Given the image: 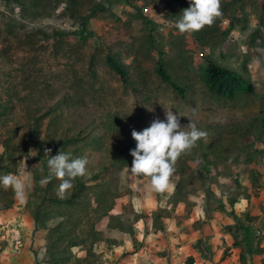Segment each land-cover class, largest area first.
<instances>
[{"label": "rangeland", "instance_id": "1", "mask_svg": "<svg viewBox=\"0 0 264 264\" xmlns=\"http://www.w3.org/2000/svg\"><path fill=\"white\" fill-rule=\"evenodd\" d=\"M85 1L39 0L36 5L27 2L20 9L10 1L0 0V102L5 100V89L15 90L11 124L19 126L25 120L19 98L29 99L41 128L52 113L71 127L91 130L87 147L101 153L98 163L115 161L108 178L114 201L95 224L96 230H106L108 215L120 214L128 202L135 205L136 211L142 209H138L140 217L132 225V235L115 230L101 233L103 239L94 240L86 256L91 253L96 264H111L114 259L107 251L115 243L121 245L117 264H130L128 255H139L142 246L144 264H196L194 258L214 264L208 256L215 253V248L220 249L226 264H261L264 0H221L222 15L212 26L185 33L175 27L182 15L175 10V4L155 5L151 16L145 17L136 7L143 0H107V5L93 14L89 13L92 5H80ZM81 16L87 17L83 27ZM160 25H165L163 30L157 29ZM81 28L84 39L78 36ZM52 32L61 34L43 37ZM108 54L124 65L129 84L122 83L105 65L104 56ZM158 60L171 79L185 88L183 99L155 74ZM206 60L238 71L254 85V92L238 93L230 100L208 93L198 79ZM165 108L178 115L185 129L191 120L207 133L175 164V177L170 178L165 191L172 192L183 174L184 188L191 192L186 195L185 205L178 201L173 208L163 195L155 197L147 177L127 171L133 160L130 150L136 147L132 130L142 131L156 118L165 120ZM1 138L7 139L10 149L0 143V175L17 174L25 164L27 171L25 203H20L13 191L9 194L8 189L0 187V206L12 200L8 208L0 209V226L18 222L30 252L36 248L42 251L49 264H72L73 256L85 255L83 246L54 252L55 247L46 242L48 229L33 227L31 211L38 202L32 193L35 150L29 147L25 155L19 156L26 142L20 132L6 136L0 131ZM201 174L202 183L198 178ZM203 182L212 194L204 195L200 188ZM59 184L60 181L56 186ZM237 203L239 211L234 209ZM164 206L178 219L163 218L161 231L153 230L151 225L149 229L150 213ZM58 219L56 212L43 215L46 225ZM217 228L230 236L228 245L222 247L218 239L216 243L214 239L209 241L203 233L207 229L215 233ZM0 233L1 237L4 230L0 229ZM133 234L138 238L141 234L140 240L132 239ZM3 242L0 251L6 249L13 255Z\"/></svg>", "mask_w": 264, "mask_h": 264}, {"label": "trees", "instance_id": "2", "mask_svg": "<svg viewBox=\"0 0 264 264\" xmlns=\"http://www.w3.org/2000/svg\"><path fill=\"white\" fill-rule=\"evenodd\" d=\"M7 1L12 2L14 5L22 9L27 2H32L36 5V2L39 0ZM166 3H169L172 6L175 4L174 8L175 10L178 9L179 13H182V10L189 6L187 0L141 1L142 6L150 5L152 7L155 5H166ZM88 4L92 5V11L89 13L93 14L95 11L105 7L107 5V0H86L85 2L80 3V5ZM136 7L139 10L138 6ZM161 9L164 10L165 8L161 6ZM168 14L170 17L171 13L169 12ZM141 15L143 14L141 13ZM86 20L87 17L81 16V27H83ZM83 30L84 28H81L79 32L78 36L80 39L85 38L82 34ZM60 34L61 32H52L51 34L46 33L43 37H55ZM27 41L28 40L26 39L25 42ZM19 43H22V41ZM104 62L111 71L118 75L122 83L129 84L126 69L124 65L117 60L116 56L108 54L104 56ZM154 72L157 77L165 81L180 98L183 99L185 97V88L171 79L159 60L154 64ZM198 79L208 93L216 94L219 97L228 100L232 99L238 93L251 94L255 90L254 85L245 79L241 73L229 67L219 65L211 60H206V65L198 75ZM3 92L5 93V100L0 102V121H3V124L0 126V131L6 136L16 132L21 133L23 141L26 142L23 145L24 149L22 148L19 152V156L25 155L26 150L29 147L35 150L32 170L35 181L32 193L37 196L38 202L34 205L31 211L33 227L35 229H48L46 242H48L49 246L55 247V250H52L54 252H65L70 246H83L85 248V255L82 257L73 256L71 259L72 264H96L93 261V255L91 253L86 256V253L91 249L93 241L103 239L101 233H109L112 230H115L119 234L126 232L129 235H132V225L140 217L139 212L134 210L131 202H128L122 207L120 214L116 216L108 215V221L105 226L106 230H103L102 232L96 230L94 227L100 218L108 213L114 201V193L109 188L110 179L108 178L112 175L111 167H113L115 161H108V163L103 164L98 163L101 153L96 154V152L94 153L92 149H88L87 147L91 130L71 127L67 123L59 121L58 116L52 113L49 114L47 122L41 128L39 118L33 110L34 106L31 105L29 99L24 100L23 97L19 98L20 101H22L23 107V110L20 109V111H24L26 114L25 120L22 121L19 126L11 124L12 122L10 121L13 115H11V112L14 107L12 101L13 96L17 95V93L15 90L8 88ZM8 113L11 115L10 118L4 116ZM262 126L264 127V119L262 120ZM24 133L26 134L25 137L22 135ZM0 143L5 149H10V145L6 138H1ZM45 149H51V155H56L61 150L64 152H71L74 158L86 157L88 160L86 174L83 177H77L73 181L74 186L65 193L64 198H60L57 195L58 186H56V184L59 180L53 178L45 187H41L39 184L40 179L48 175V157L45 156ZM9 158L12 159V157ZM187 170L189 171L190 167H187ZM175 174L176 173L174 172L171 178H174ZM103 176L106 178H103ZM202 177V174L198 176L201 183L203 180ZM90 184L92 186H89ZM176 184L177 186H175L170 193L166 191L155 192V197L157 199L163 195L166 198V201L170 202V208H173L178 201H182L185 205L187 202L186 195L189 194V191L191 192L190 189L184 188L185 181L183 180V174L179 175ZM200 188H203L204 195L207 196V194H212V192H209V190L205 188L204 182ZM11 191V188L7 190L9 194L12 193ZM11 203L12 200L10 199L7 203L0 206V209L8 208ZM217 208H219V206L216 207V209ZM262 208L264 209V206H262ZM48 212H56L59 219L46 225L43 222V215ZM170 213L171 211L167 206L157 207L150 213L151 228L156 231H161L164 227L163 218L172 217L175 220L178 219V216L171 215ZM76 230L77 233H74ZM244 232L246 233V229H244ZM190 260L191 258H188V262ZM261 264H264V260H262Z\"/></svg>", "mask_w": 264, "mask_h": 264}, {"label": "clouds", "instance_id": "3", "mask_svg": "<svg viewBox=\"0 0 264 264\" xmlns=\"http://www.w3.org/2000/svg\"><path fill=\"white\" fill-rule=\"evenodd\" d=\"M221 15V0H189V6L182 10L175 27L180 33L200 31L205 26H212ZM165 109V120L156 118L142 131L132 130L136 147L130 150L133 160L127 169L133 176L147 177L151 188L157 192L169 188L178 158L189 152L198 140L207 137L195 122L189 120L185 129L178 115ZM51 152V149H45L48 175L41 178L39 184L45 187L53 178L59 180L57 195L64 198L74 186L73 181L86 174L88 160L86 157L74 158L71 152L60 150L56 155H51ZM26 167L25 164L17 174L0 175V187L5 190L11 188L20 203L26 202Z\"/></svg>", "mask_w": 264, "mask_h": 264}, {"label": "crops", "instance_id": "4", "mask_svg": "<svg viewBox=\"0 0 264 264\" xmlns=\"http://www.w3.org/2000/svg\"><path fill=\"white\" fill-rule=\"evenodd\" d=\"M131 204H132L134 210L136 211L135 205L133 203H131ZM138 209L142 210L141 208H138ZM138 209H137V212H140ZM234 209L236 211L240 210L239 203H237L234 206ZM242 209H244V207H242ZM218 218L227 220L226 217L222 218V216H221V218H220V216ZM214 223H215V220H214ZM150 225H151V222H149V229H151ZM214 228H216V227H214ZM216 230L217 231L214 233V232H211L210 230L207 229L203 233L207 234L209 236L208 237L209 241H212L214 239V243H216L217 242L216 240L218 239L219 243H220V245H222V247L225 244L228 245L230 236L227 233H225L224 231H220L219 228H217ZM212 233H214L215 235L212 236L211 235ZM137 236L138 235L133 234L132 238L135 239V237H137ZM140 237H141V234H140L139 238L137 237L136 239L140 240ZM22 242H23V237H22ZM3 243L4 242L1 240V237H0V247L3 245ZM144 246H146V245H144ZM120 247H121V245L113 243L111 245L110 249L107 251L108 256L111 257V255H112L111 258L114 259V262L111 263V264H117V259L119 260V256L118 255L120 254V251H121ZM36 249H34V251ZM143 249H144V247L142 246L141 249L138 250L139 251V255H128V256L131 257V261H128V262L130 264H144L143 262H145V258L141 257V254L144 253V252H142ZM6 251H7L6 249L0 251V264H49L48 262H46V260H44V256H43L44 254H43L42 251H38L37 250L35 252L34 251L30 252L28 250V247H26V245H24V242H23L22 248L20 249V251L16 255H10ZM219 253H220V249L215 248V253L211 254L210 256H208V258L211 257L210 261L212 263L226 264V259L221 258ZM130 257H127L128 260L130 259ZM192 257L193 258L195 257L194 253H192ZM147 261H149V260L147 259L146 262ZM194 263H196V264H202L203 263L204 264V262L198 261L195 258H194ZM118 264H121V263H118Z\"/></svg>", "mask_w": 264, "mask_h": 264}, {"label": "built area", "instance_id": "5", "mask_svg": "<svg viewBox=\"0 0 264 264\" xmlns=\"http://www.w3.org/2000/svg\"><path fill=\"white\" fill-rule=\"evenodd\" d=\"M140 12L146 16H151V11L153 10V7L150 5H141L140 3L137 4ZM165 25H160L157 29L163 30ZM1 230H4V233L1 235V240L5 241L6 246L10 253L13 255H16L20 249L22 248L23 242H22V236H21V227L18 222L16 221H10L4 224H1L0 226ZM1 234V233H0Z\"/></svg>", "mask_w": 264, "mask_h": 264}]
</instances>
